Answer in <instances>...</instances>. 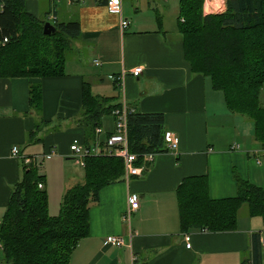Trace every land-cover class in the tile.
<instances>
[{"label": "crops", "instance_id": "obj_1", "mask_svg": "<svg viewBox=\"0 0 264 264\" xmlns=\"http://www.w3.org/2000/svg\"><path fill=\"white\" fill-rule=\"evenodd\" d=\"M23 1L35 18H73L79 29L77 37L69 39L72 46L66 48L61 75L0 76V220L23 167H34L38 159L35 170L45 190L43 161L47 159L43 164L49 167L52 158L54 163L61 157L72 160L69 145L84 143L77 119L86 87L93 96L113 95V103L123 102L133 111L160 113L164 131L177 137V145L175 150L154 153L138 177L97 190L85 235L73 247L68 264H242L249 256L251 233L259 238L264 234L261 217L246 214V206L237 210L233 230L179 229L175 187L182 177L205 175L209 199L230 198L236 193L233 175L263 187L264 151L253 139L251 122L226 109L221 90L212 89L207 75L190 70L174 27L178 1L145 0L141 8L138 0H121L120 16L128 21L121 30L119 17L107 12L105 0ZM126 1L131 8L124 13ZM137 66L140 71L132 76ZM121 72L117 84L114 78ZM30 82L39 83L38 111L28 106ZM112 121L109 113L99 119V146L113 130ZM29 132L33 133L27 139ZM12 146L17 148L14 156L9 154ZM23 157L31 162L25 165ZM75 177L61 178V191L67 183L81 181ZM129 193L138 196V207L130 211L127 222L121 216ZM117 235L123 241L120 246L104 243V238Z\"/></svg>", "mask_w": 264, "mask_h": 264}, {"label": "trees", "instance_id": "obj_2", "mask_svg": "<svg viewBox=\"0 0 264 264\" xmlns=\"http://www.w3.org/2000/svg\"><path fill=\"white\" fill-rule=\"evenodd\" d=\"M177 1L174 27L190 70L207 75L212 89L221 90L226 109L251 122L253 139L264 151V0H226L222 13L206 15L201 13L202 0ZM23 4V0H0V76L61 75L67 43L78 35L77 20L55 19L53 33L45 35L41 32L45 21L26 12ZM38 84L27 86L32 111L40 107ZM112 97L93 96L84 87L77 119L84 144L95 141L94 128L101 116L120 107ZM162 120L160 113H126L127 150L136 155L132 164L139 165L141 154L167 151ZM121 162L115 155H87L81 181L61 192L55 215L47 213L45 190L37 187L42 176L32 166L23 167L0 220V264H68L73 247L85 235L97 190L122 181ZM233 177L235 195L214 200L207 196L205 175L182 177L175 187L179 229L233 230L240 206H246L248 215H259L264 224V185ZM257 238L259 234L252 232L249 256L242 264H261Z\"/></svg>", "mask_w": 264, "mask_h": 264}, {"label": "built area", "instance_id": "obj_3", "mask_svg": "<svg viewBox=\"0 0 264 264\" xmlns=\"http://www.w3.org/2000/svg\"><path fill=\"white\" fill-rule=\"evenodd\" d=\"M121 0H105L103 2L105 9L107 12H110L111 14L116 15L119 17V29L121 30L123 27H126L128 25V21L123 17L120 16L121 14ZM225 1L226 0H202V6H201V13L206 14H216L222 13V11L225 9ZM6 39H2L4 42ZM139 66L134 67L131 69L130 73L132 76H137L139 72ZM110 77H112L110 75ZM123 73L121 72L118 76H116L114 79H117V84L122 81ZM111 114L114 118V121H112L113 130L107 136L104 138V140L101 139V144L99 146L98 141L95 140L93 142H89L86 145H81L78 143H71L69 145V153L70 157L74 159L75 164L83 167L84 164V158L89 155H115L119 158H121L122 162L121 165L123 167V173H122V181L127 182L130 177H138L141 175L142 172H144L148 167L150 161L153 160L154 153H144L141 154V162L139 165H134L132 162L136 159V155L134 153H131L127 150V138H125L126 135V113L132 112L133 110L129 107H127L126 104L123 102L120 103L119 108H115L111 110ZM100 132V127L94 128L95 136H97ZM165 148L166 150H175L174 148L177 145V137L172 136L168 131H165L164 134H162ZM17 148L16 146H12L10 149L9 154L11 156L16 155ZM23 163L28 165L31 161L29 157H23L22 158ZM37 187L41 188V184L37 185ZM138 196L135 194H128L126 197V208L121 216V219L123 221H127V217L129 216L130 211H134L138 205ZM189 237L184 233L183 235V243L186 248L189 247L188 243ZM260 245L264 247V234L258 238ZM104 243L106 245L110 246H120L123 241L122 239L117 236H108L104 238Z\"/></svg>", "mask_w": 264, "mask_h": 264}, {"label": "rangeland", "instance_id": "obj_4", "mask_svg": "<svg viewBox=\"0 0 264 264\" xmlns=\"http://www.w3.org/2000/svg\"><path fill=\"white\" fill-rule=\"evenodd\" d=\"M138 2H139V5H140L141 8H145L146 7L145 6L146 5L145 0H138ZM160 4H161V7H163V6L167 7V5L163 3V1H160ZM124 5H125V10L123 8V12L124 13L129 12V9L131 8L130 1L124 2ZM126 16H128L130 18L132 17L131 14L126 15ZM46 21H48L49 23H53L52 20H46ZM70 43L71 42L68 41V43H67V46L68 47H70L69 46V45H71ZM66 55H68V54H66ZM109 111H110L109 114H111L112 111L111 110H109ZM95 127H99V125H97ZM169 133L171 134V132H169ZM96 137L97 136H94V139L95 140H98ZM106 137H104V138H106ZM104 138H102V140H104ZM86 144L83 143V145H86ZM52 159L50 160L49 167L48 166L46 167L45 166L46 164H43L44 162L47 163L48 160L46 159L45 161H43V163H42V165L40 167L41 168L40 174H44L43 181H45V192L44 193L46 195V201H47L46 208L48 207L47 208V213H50V215H55L57 213V210H58L57 207L59 205L60 198H61V196H60L61 195L60 194L61 185L59 184L60 182L62 183L61 178L62 179H66L68 177H73L74 175L76 176L75 178H81L82 177V174H83V169L80 166L75 165V163L73 161L74 159H72V158H71L72 160H68L65 157H61V159H62L61 161L62 162L60 161V162H56V163L52 162ZM37 165H38V159L36 160V163L34 165V168L35 169L37 168ZM75 182H79V179H77V181H75ZM75 182H69V183H67V185L64 188V190L66 188L70 187L71 185H73ZM39 184H41V182H38L37 183V185H39ZM41 186H42V184H41ZM40 189H43V186ZM260 254H262V264H264V247L261 248Z\"/></svg>", "mask_w": 264, "mask_h": 264}, {"label": "water", "instance_id": "obj_5", "mask_svg": "<svg viewBox=\"0 0 264 264\" xmlns=\"http://www.w3.org/2000/svg\"><path fill=\"white\" fill-rule=\"evenodd\" d=\"M54 29H55V26H53L51 23L44 22L42 24L41 32L44 33L45 35H49L53 33Z\"/></svg>", "mask_w": 264, "mask_h": 264}]
</instances>
